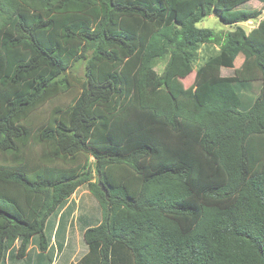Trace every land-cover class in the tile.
I'll use <instances>...</instances> for the list:
<instances>
[{
  "label": "trees",
  "instance_id": "1",
  "mask_svg": "<svg viewBox=\"0 0 264 264\" xmlns=\"http://www.w3.org/2000/svg\"><path fill=\"white\" fill-rule=\"evenodd\" d=\"M249 1L0 0V264H56L74 226L69 264H264V18L198 26Z\"/></svg>",
  "mask_w": 264,
  "mask_h": 264
},
{
  "label": "rangeland",
  "instance_id": "2",
  "mask_svg": "<svg viewBox=\"0 0 264 264\" xmlns=\"http://www.w3.org/2000/svg\"><path fill=\"white\" fill-rule=\"evenodd\" d=\"M239 11V12H238ZM237 12V13H236ZM236 13V14H234ZM257 14V17L250 18L247 21H238L242 16H251L253 14ZM221 15H232L225 16L223 18ZM218 14H212L210 16L205 17L198 23L199 27L204 28H213L219 32H226L228 30L234 29L236 26H242L246 31L251 30L256 27L259 22L264 18V1L263 0H251L249 2L244 3L239 6V8L232 11H224L219 12ZM220 46L214 43H205L201 44L198 49V54L193 63V72H191L186 78L181 79L184 87L190 86L194 81L195 71L197 67L203 64L208 58L213 55H216L219 52ZM243 60V54H239L235 60V67H239ZM167 61V60H166ZM165 66V62H161L158 64L156 69L158 72H161ZM85 70V62L78 61L73 67V74L78 78L83 79ZM223 73H229L230 70L223 68ZM73 86L65 93H63L56 102L48 103L44 107V112L48 113L53 105L57 104L62 107H66L72 103L73 99L79 94V85L71 81ZM259 89L256 91V94L259 93ZM233 102V100L231 101ZM42 115H44L42 113ZM94 177L92 182L96 181V175L94 172ZM72 199L76 200L80 205V209L87 210L89 212H95L97 209L99 210L98 199L91 192L90 187L87 183L81 185L77 188V190L72 194ZM87 245L83 239V232L76 226L70 229L68 233V245L65 250L58 254L56 259V264H69L72 261L79 260L86 252Z\"/></svg>",
  "mask_w": 264,
  "mask_h": 264
},
{
  "label": "water",
  "instance_id": "3",
  "mask_svg": "<svg viewBox=\"0 0 264 264\" xmlns=\"http://www.w3.org/2000/svg\"><path fill=\"white\" fill-rule=\"evenodd\" d=\"M100 186L102 187V190L106 193V195H107V190H106V188H104V186H103V184L102 183H100Z\"/></svg>",
  "mask_w": 264,
  "mask_h": 264
}]
</instances>
